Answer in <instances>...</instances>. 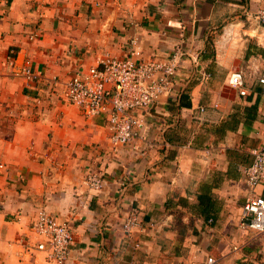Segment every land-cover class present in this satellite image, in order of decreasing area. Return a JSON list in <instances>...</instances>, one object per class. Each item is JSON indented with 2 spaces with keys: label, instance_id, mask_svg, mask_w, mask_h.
<instances>
[{
  "label": "crops",
  "instance_id": "crops-1",
  "mask_svg": "<svg viewBox=\"0 0 264 264\" xmlns=\"http://www.w3.org/2000/svg\"><path fill=\"white\" fill-rule=\"evenodd\" d=\"M258 10L264 0H0V264H50L32 229L41 208L72 231L65 264H206L209 256L264 264V250L239 249L260 239L237 224L249 192L238 159L252 161L264 131ZM132 38L134 60H165L176 45L188 54L170 91L135 111L140 135L112 145L106 116H86L62 95L74 71L103 53L127 56ZM11 48L16 65L28 59L39 78L13 74ZM238 70L245 96L227 82ZM232 113L235 129L214 143L202 136L203 125ZM229 168L237 177H226ZM89 170L102 176L97 192L85 183ZM213 171L224 177L211 191L222 204L205 220L191 206ZM132 208L139 223L125 232Z\"/></svg>",
  "mask_w": 264,
  "mask_h": 264
},
{
  "label": "built area",
  "instance_id": "built-area-1",
  "mask_svg": "<svg viewBox=\"0 0 264 264\" xmlns=\"http://www.w3.org/2000/svg\"><path fill=\"white\" fill-rule=\"evenodd\" d=\"M255 15L264 24V10H258ZM36 36L35 32L30 37ZM140 53L137 39L132 38L127 56L103 53L95 64L74 71L65 81L63 101L78 106L86 116L104 114L112 145L130 143L140 135L143 120L135 111L149 106L160 95L170 91L176 70L188 54L181 45H176L165 60H134L133 57ZM16 56V51L11 48L5 58L15 76L25 80L39 78L40 75L32 70L28 59L17 66ZM227 82L239 96L247 95L248 89L241 70L232 72ZM257 82L264 86V66L257 76ZM203 110L200 107L199 113ZM261 115L264 116V107ZM195 117L201 119L200 114ZM251 154V163L240 168L249 192L241 204L237 224L241 230L250 231L255 238L260 239L264 238V195L255 193L254 188L260 185L264 187V131L261 143L251 150ZM2 167L0 163V169ZM85 183L96 192L103 187L101 174L92 170L86 173ZM138 223L137 210L132 208L123 224V230L129 232ZM32 229L42 237L36 247L45 250L47 261L50 264H65L72 241L69 226L41 208L37 211ZM215 261L214 257L209 256L206 264H214Z\"/></svg>",
  "mask_w": 264,
  "mask_h": 264
},
{
  "label": "trees",
  "instance_id": "trees-1",
  "mask_svg": "<svg viewBox=\"0 0 264 264\" xmlns=\"http://www.w3.org/2000/svg\"><path fill=\"white\" fill-rule=\"evenodd\" d=\"M246 119H250V113L247 114ZM239 121L240 118L237 116V113H232L226 120H223L219 124L211 126L203 125L201 127L202 136L211 135L213 138L212 143H214L216 141L215 136L219 139L223 138L225 131L227 129H235ZM227 154L228 156L230 155V157L233 156V159H235L234 157L237 156V151L227 150ZM238 160L244 162L246 165H249L251 162L248 154H243ZM226 177H237L236 169L229 168L226 171ZM222 179H224L222 175L213 171L210 179L203 181L199 186V192L197 194L196 201L191 206V210L197 215L203 217L205 220L215 219L221 207L222 200L213 195L211 191L222 182Z\"/></svg>",
  "mask_w": 264,
  "mask_h": 264
},
{
  "label": "rangeland",
  "instance_id": "rangeland-1",
  "mask_svg": "<svg viewBox=\"0 0 264 264\" xmlns=\"http://www.w3.org/2000/svg\"><path fill=\"white\" fill-rule=\"evenodd\" d=\"M251 234V233H250ZM251 236V235H250ZM245 249V248H247V249H249V252H251L252 250L254 251V250H256L257 252H259V251H261V252H263V250H264V238L263 237H261L260 238V240H258V241H255V242H252V241H248V242H245V243H242V245H241V243H240V247H239V249ZM261 263V262H260Z\"/></svg>",
  "mask_w": 264,
  "mask_h": 264
}]
</instances>
